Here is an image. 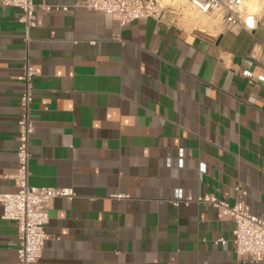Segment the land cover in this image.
Listing matches in <instances>:
<instances>
[{"label": "crops", "instance_id": "1", "mask_svg": "<svg viewBox=\"0 0 264 264\" xmlns=\"http://www.w3.org/2000/svg\"><path fill=\"white\" fill-rule=\"evenodd\" d=\"M34 1L52 8L29 32L0 3V191L17 189L27 53L30 184L75 191L52 201L36 264H264L237 256L234 222L213 206L171 201L232 202L240 184L264 218V0H247L255 11L242 0L236 25L191 0H158L160 18L126 25L82 0ZM2 211L0 264H20Z\"/></svg>", "mask_w": 264, "mask_h": 264}, {"label": "built area", "instance_id": "2", "mask_svg": "<svg viewBox=\"0 0 264 264\" xmlns=\"http://www.w3.org/2000/svg\"><path fill=\"white\" fill-rule=\"evenodd\" d=\"M193 6L204 13L225 14L230 25L243 21L242 0H191ZM3 6L21 9L19 17L27 32L37 25L39 8L50 10L52 6L38 5L34 0H0ZM81 5L96 11L105 12L115 18L120 25L134 20L154 17L160 18L162 6L158 0H82ZM57 8H59L57 6ZM63 9H67L63 6ZM250 25V18L244 20ZM27 43L30 37L27 38ZM24 84L20 97V116L18 119L17 170L11 176L17 189L14 192L0 191L2 218L14 221L18 228L17 255L20 264H36L43 257L45 244L49 238L46 231L50 220V207L57 197L73 198L75 191L69 187L34 186L30 184L31 137L35 131L32 117L35 79L38 71L31 62L29 53L25 56L23 66ZM234 200L219 198L216 194L185 196L179 191L171 200L175 205L180 202L206 203L217 210L220 219L234 222L233 236L237 256L254 261L264 259V218L253 213L246 201L247 191L240 184L235 187ZM118 197H123L119 194ZM218 243L227 240L219 238Z\"/></svg>", "mask_w": 264, "mask_h": 264}, {"label": "rangeland", "instance_id": "3", "mask_svg": "<svg viewBox=\"0 0 264 264\" xmlns=\"http://www.w3.org/2000/svg\"><path fill=\"white\" fill-rule=\"evenodd\" d=\"M192 3V2H191ZM244 4L247 6V10L249 11H255V8L252 6L251 3H249L247 0L244 1ZM193 5V4H192ZM196 9V8H195Z\"/></svg>", "mask_w": 264, "mask_h": 264}, {"label": "bare ground", "instance_id": "4", "mask_svg": "<svg viewBox=\"0 0 264 264\" xmlns=\"http://www.w3.org/2000/svg\"><path fill=\"white\" fill-rule=\"evenodd\" d=\"M253 24H254V23H253V21H251V19H250V25H252V26H253Z\"/></svg>", "mask_w": 264, "mask_h": 264}]
</instances>
